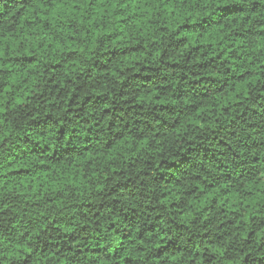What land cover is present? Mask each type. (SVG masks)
<instances>
[{
    "label": "trees",
    "instance_id": "obj_1",
    "mask_svg": "<svg viewBox=\"0 0 264 264\" xmlns=\"http://www.w3.org/2000/svg\"><path fill=\"white\" fill-rule=\"evenodd\" d=\"M0 264H264V0H0Z\"/></svg>",
    "mask_w": 264,
    "mask_h": 264
}]
</instances>
